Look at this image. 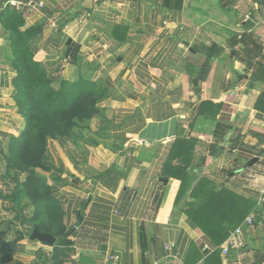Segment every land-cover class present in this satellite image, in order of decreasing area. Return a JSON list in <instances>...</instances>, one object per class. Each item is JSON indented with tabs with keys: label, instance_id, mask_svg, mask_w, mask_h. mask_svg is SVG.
Instances as JSON below:
<instances>
[{
	"label": "crops",
	"instance_id": "obj_1",
	"mask_svg": "<svg viewBox=\"0 0 264 264\" xmlns=\"http://www.w3.org/2000/svg\"><path fill=\"white\" fill-rule=\"evenodd\" d=\"M10 1L28 0H0V12ZM13 9L39 30L35 59L49 78L85 79L103 98L93 117L48 142L46 176L65 213L59 239L69 236L52 247L33 241L35 207L11 199L17 181L1 154L26 119L0 23V262L264 264V77L254 79L257 62L233 45L251 34L264 47V0H46L39 11ZM175 176L191 183L179 204ZM196 189L200 198L191 197ZM223 191L250 201L249 215L260 211L243 249L226 257L227 240L216 245L187 213Z\"/></svg>",
	"mask_w": 264,
	"mask_h": 264
},
{
	"label": "trees",
	"instance_id": "obj_2",
	"mask_svg": "<svg viewBox=\"0 0 264 264\" xmlns=\"http://www.w3.org/2000/svg\"><path fill=\"white\" fill-rule=\"evenodd\" d=\"M0 23L10 41V61L16 72L13 81L14 101L18 112L26 119V127L21 136L12 138L8 151H1L7 162L9 176L17 181V191L11 199L21 205L23 198L27 197L35 207L31 224L65 244L69 234L59 239L63 233L65 213L55 200L53 188L46 176L49 171L46 165L48 142L70 135L77 125L93 117L97 113V104L103 98V90L85 79L75 82L62 80L58 83L49 78L41 63L35 59L34 44L39 30L26 29L25 18L12 7L7 6L0 12ZM233 45L244 47L248 63L257 62L254 63V79L264 77V47L259 40L251 34H243L241 39L235 38ZM259 71L261 74L257 73ZM262 109L264 111V104ZM181 148L179 140L170 154V160L182 152ZM188 167L189 164L182 173L183 177L187 175ZM20 174L27 175L24 182L18 180ZM173 178L181 181L176 197V204H179L189 191L190 178ZM205 186L200 185L198 188ZM197 193L198 189L193 191L191 197L200 198L196 197ZM235 199L226 191L212 197L206 195L199 205L188 204L187 213L195 225L220 246L244 222L254 206L250 201ZM10 246L7 245L3 252Z\"/></svg>",
	"mask_w": 264,
	"mask_h": 264
},
{
	"label": "built area",
	"instance_id": "obj_3",
	"mask_svg": "<svg viewBox=\"0 0 264 264\" xmlns=\"http://www.w3.org/2000/svg\"><path fill=\"white\" fill-rule=\"evenodd\" d=\"M45 1L46 0H28L27 2L10 1L9 4L18 10L21 6H25L31 11H39L45 6ZM239 39H241V36H239ZM257 206L258 209L264 207V198L259 199ZM258 216H260L259 210H257L256 213L246 217L244 222L230 233L229 238L221 249L222 255L224 257L228 256L229 252L232 250L240 251L243 249L245 244V235L251 233L254 230L256 218Z\"/></svg>",
	"mask_w": 264,
	"mask_h": 264
},
{
	"label": "water",
	"instance_id": "obj_4",
	"mask_svg": "<svg viewBox=\"0 0 264 264\" xmlns=\"http://www.w3.org/2000/svg\"><path fill=\"white\" fill-rule=\"evenodd\" d=\"M1 7H3L1 5ZM259 161V158H254L252 159L250 162H249V167H252L254 166L257 162ZM31 240L33 241H38L42 244H45V245H48V246H55L56 243H57V238L54 237L53 235L51 234H48V233H44V232H41L38 228V226H34V230L33 232L31 233V236H30ZM68 243H71V241H67Z\"/></svg>",
	"mask_w": 264,
	"mask_h": 264
},
{
	"label": "rangeland",
	"instance_id": "obj_5",
	"mask_svg": "<svg viewBox=\"0 0 264 264\" xmlns=\"http://www.w3.org/2000/svg\"><path fill=\"white\" fill-rule=\"evenodd\" d=\"M257 223V222H256ZM256 223H255V227H256ZM255 229V228H254Z\"/></svg>",
	"mask_w": 264,
	"mask_h": 264
}]
</instances>
